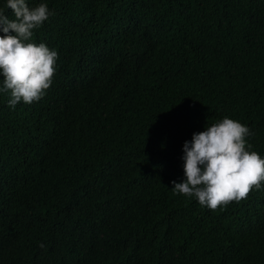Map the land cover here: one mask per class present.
<instances>
[{
	"label": "trees",
	"instance_id": "trees-1",
	"mask_svg": "<svg viewBox=\"0 0 264 264\" xmlns=\"http://www.w3.org/2000/svg\"><path fill=\"white\" fill-rule=\"evenodd\" d=\"M42 2L52 84L0 92V264H264V181L216 210L172 191L224 117L264 158V0Z\"/></svg>",
	"mask_w": 264,
	"mask_h": 264
},
{
	"label": "clouds",
	"instance_id": "clouds-1",
	"mask_svg": "<svg viewBox=\"0 0 264 264\" xmlns=\"http://www.w3.org/2000/svg\"><path fill=\"white\" fill-rule=\"evenodd\" d=\"M14 19L0 9V92L10 93L8 104L39 101L50 88L58 53L32 42L34 31L54 13L47 3L30 7L27 0H6ZM250 129L224 117L194 133L183 145L184 180L172 182V191L195 197L201 206L216 210L246 199L264 181V158L251 150Z\"/></svg>",
	"mask_w": 264,
	"mask_h": 264
}]
</instances>
